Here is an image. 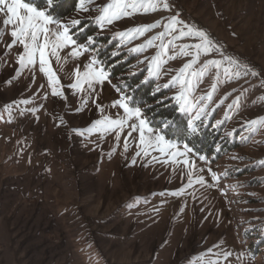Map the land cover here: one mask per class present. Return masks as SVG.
<instances>
[{
    "label": "rangeland",
    "instance_id": "rangeland-1",
    "mask_svg": "<svg viewBox=\"0 0 264 264\" xmlns=\"http://www.w3.org/2000/svg\"><path fill=\"white\" fill-rule=\"evenodd\" d=\"M113 2L50 17L79 51L50 55L55 84L38 59L20 66L0 12V264H264V0H123L136 7L109 23ZM122 53L236 146L200 151L150 125L111 76ZM88 66L103 82L73 87Z\"/></svg>",
    "mask_w": 264,
    "mask_h": 264
},
{
    "label": "trees",
    "instance_id": "trees-1",
    "mask_svg": "<svg viewBox=\"0 0 264 264\" xmlns=\"http://www.w3.org/2000/svg\"><path fill=\"white\" fill-rule=\"evenodd\" d=\"M25 3L44 11L53 19H67L76 9L78 0H53L51 5L47 0H23ZM81 21L71 29L74 32L79 26L86 23ZM93 26H89L87 31H92ZM122 54L112 57V61L119 60L112 67L111 76L117 79L121 92L130 99V105L139 107L144 117L150 125L158 128L161 132L172 139L186 142L196 149L206 152L218 153L225 141L231 149L237 143L232 142L228 136H224L218 127L212 122L204 124L203 120H198L196 125L191 124V118L178 110L177 106L171 102V98L164 96L165 91L158 89L153 79L147 77L146 68H141L135 56L130 55L126 60H120Z\"/></svg>",
    "mask_w": 264,
    "mask_h": 264
},
{
    "label": "snow or ice",
    "instance_id": "snow-or-ice-1",
    "mask_svg": "<svg viewBox=\"0 0 264 264\" xmlns=\"http://www.w3.org/2000/svg\"><path fill=\"white\" fill-rule=\"evenodd\" d=\"M48 4L51 5L53 0H47ZM80 4H84V0H80ZM135 8V4H125L123 0H114L113 3L108 4L102 9L103 16L102 19L107 18L108 22H112V18L118 17L125 14L126 8ZM164 7L167 8L168 5L165 3ZM23 10L24 14H21ZM6 11V18L3 20L5 26L11 25V37L13 38V46L18 42L23 46V54L18 57V62L21 67L27 65H36L37 59L40 66V71L49 76L50 82L53 84L58 82V77L55 75L51 68L50 55L57 56L58 52L68 46H72V56L79 54L78 49H76V42L72 39L69 34V28L67 25L59 26L62 27V31H56L51 33L48 25L56 23L43 11L37 10V8L31 6L28 3H24L23 0H0V12ZM179 21H174L178 23ZM73 26L79 24V20L72 21ZM139 31V30H137ZM186 33L181 32L180 35L183 37ZM195 35L199 36L204 43V50H209L210 41L208 40L207 34L203 31H197ZM197 49L201 47L200 44L195 45ZM187 54V53H185ZM76 83L73 87L80 90L82 89L83 83H88L90 86L92 79H99L102 83L105 78L103 70L92 71L91 66H88V70L84 72L83 77L79 69L76 70ZM53 94L59 95L53 88ZM179 100L180 97H177ZM119 107L128 113L130 116L135 115L140 116V110L135 109L134 111L129 109L127 103L117 102ZM98 123H109L112 126L122 129L124 126V121L120 119H110L105 121H98ZM146 121L140 120V125L137 128L136 125H131L133 130H139L140 132V143H144V128ZM162 139V138H161ZM187 163V161H185ZM202 182V181H201ZM230 255V254H229Z\"/></svg>",
    "mask_w": 264,
    "mask_h": 264
}]
</instances>
